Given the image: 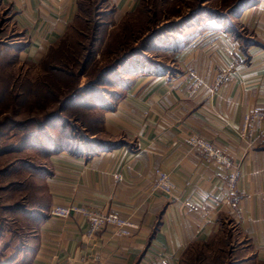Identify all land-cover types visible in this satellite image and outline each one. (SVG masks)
I'll list each match as a JSON object with an SVG mask.
<instances>
[{
    "label": "crops",
    "instance_id": "1",
    "mask_svg": "<svg viewBox=\"0 0 264 264\" xmlns=\"http://www.w3.org/2000/svg\"><path fill=\"white\" fill-rule=\"evenodd\" d=\"M140 3L108 0L116 20ZM3 8L25 40L14 41L9 53L36 62L72 23L78 0H0ZM208 26L193 28L198 33L174 53L166 39L155 43L154 61L165 70L152 66L134 75L122 70V96L104 113L102 126L104 141L121 146L89 148L80 157L62 151L39 160L34 202H28L33 218L21 215L32 229L17 261L158 264L163 257L180 264L190 246L212 242L229 224L245 243L244 254L264 264V133L251 146L238 135L248 112L264 110V0ZM223 69L232 70L231 78L215 89L214 77ZM189 70L204 82L195 93L187 82ZM191 133L226 150L239 165L241 175L230 196L236 208L226 201L225 172L187 144ZM159 169L174 183L171 196L152 189ZM71 204L115 213L136 229L130 237H117L105 227L88 237L85 218L49 216L53 207Z\"/></svg>",
    "mask_w": 264,
    "mask_h": 264
},
{
    "label": "trees",
    "instance_id": "2",
    "mask_svg": "<svg viewBox=\"0 0 264 264\" xmlns=\"http://www.w3.org/2000/svg\"><path fill=\"white\" fill-rule=\"evenodd\" d=\"M108 2V0H104ZM146 1V2H144ZM150 1V0H149ZM154 8L151 13V7L145 6L147 4V0H141L140 5L133 11L126 13L124 15V20L126 18H139L140 14H143L144 11H150V15L152 14L153 20L150 21L153 23L156 22L154 19L158 14V8L162 5V0H153ZM169 1V0H164ZM177 2L176 0H170ZM205 0H199L200 5H187L185 8L188 11L187 13H179L177 21L163 25L161 28L157 30H152L147 37L142 38V32H144L143 27L140 25L129 23L126 26H122L121 32L123 34L116 35L118 37V41H116L115 45H106L103 47L102 52L104 51V55H106V65H103L98 70L97 78L94 81L88 82L82 88H72L71 90H75L73 94L67 96V93L62 95L63 99L58 105L57 111L54 113H49L45 115L44 118L38 119L34 118V116H28L27 118L14 121L13 119H6L5 122L0 121V159H4L13 153H24V152H34L37 155L39 161L42 157H46L49 154H55L62 151H65L72 157H80L89 148L99 147L100 149L105 148H117L121 146V143H108L103 140L93 141L87 138L84 135H81V139H79L76 135H74V128H69L68 125H71L67 118L64 116L62 119L61 113L67 112L68 107H75V104H78V109H93V106L85 107V104L88 101L95 102L96 105L101 107L102 114L107 111H112L115 108V103L122 96L121 94V79L120 75L122 73H117L118 69L123 68V70H127L129 75H134L136 73L148 72L146 69H150L152 66L156 70H165L166 68L157 64L154 60H145L143 55L149 51V49H154L155 43L159 40L166 39L167 46L171 47L172 53L183 48L198 32L191 31L193 28L201 25L200 28H205L215 26V24L221 23L226 18H232L235 16L239 8L246 6L248 4H252L259 0H224L221 4L229 3L225 8L218 9H206L202 8L201 4ZM109 5V4H108ZM80 11V0H78V11L75 15L74 20L68 26L67 30L63 33V35L58 39V41L49 47L48 51L36 62L26 61L27 65L31 66H50L47 70L49 73H52L51 76L48 75V80H50V84L46 82V79L38 81L37 84L28 81V86L26 84L25 92L26 95L29 96V93H32L34 96V100H29V104L27 103L28 98H26L25 92L19 91L16 92V88L20 89L22 86L21 79L14 80L16 78L15 75L11 76L12 83L15 84V88H4L0 90V110L6 109L4 108V104L10 105L13 104L14 107L23 108L27 106H39V99L41 98V94L45 93L52 95V89L58 90V86L52 83V79L55 83L68 84V86H73L76 82L70 81L69 78L78 77L81 75H85L87 72V67L93 60V56L95 55L96 46L102 41L101 36H97L95 33L94 37H92L90 48H86L81 46L79 43L73 42L70 46H77V50L73 54H69L66 57L67 61L60 66L57 64L46 63V59L49 58V54L54 53L56 56L55 61H61L59 58V50L69 49V45L66 44L67 35L73 29V25L75 21L78 19ZM114 13V9L110 7L109 15ZM149 23V20L145 22V24ZM204 23L206 25H204ZM99 29V28H98ZM146 36V35H145ZM121 39L119 40V38ZM242 39V38H241ZM246 39L242 40L244 43ZM142 41V42H141ZM141 42L140 46L138 43ZM248 44H254L252 40H247ZM135 45V47H133ZM13 46L7 45L3 42H0V65L2 63L4 54L10 52V49ZM18 48V47H17ZM86 51L87 55H84L83 52ZM101 52V53H102ZM69 53L70 50H69ZM12 55L11 53H9ZM17 58V56H15ZM81 61H84L81 63ZM81 63V64H80ZM63 66V67H61ZM79 66L77 74L71 70V68H75ZM71 67V68H69ZM127 67V68H126ZM162 67V68H161ZM46 70V71H47ZM96 70V68H95ZM15 76V78H14ZM113 76V77H111ZM26 78V77H25ZM113 80L116 83H113ZM68 82V83H67ZM102 82H105L106 85L115 88V92H110L109 90H104L101 88ZM94 86H97L95 88ZM23 87V86H22ZM49 90V91H48ZM78 91L76 95L74 93ZM108 99L112 101L109 103ZM82 102V103H81ZM114 103V104H113ZM94 104V105H95ZM26 108V109H27ZM35 109L44 110L43 107H36ZM62 121V122H61ZM48 129V130H46ZM83 137V138H82ZM85 138V139H84ZM27 162L25 160L19 161V159H15L14 161L7 162L4 167L0 168V178L6 179L11 177L9 181H6V184L0 187V191L8 192V193H16L17 198L14 200V203L10 206H5L4 210L12 212L15 218H20L21 215L26 218V220H32L33 212L28 210L27 202H34V184L33 177L39 176L41 174V169H38L36 163ZM28 173V174H25ZM14 176V177H12ZM33 185V188L31 187ZM10 222V221H9ZM8 221L3 222L0 220V241L5 234L3 232L8 231L12 235H16L19 238H25L27 234L31 232V225H28L26 232H21L18 227L12 226ZM8 225V230L6 229ZM12 226V228H11ZM23 229V227H20ZM158 229V225L155 226L152 236ZM26 235V236H24ZM17 239V240H18ZM22 240V239H20ZM10 245V243H6L5 248ZM198 244V243H196ZM205 244V243H204ZM19 251L10 258H8L3 264H15V256L17 257ZM183 262V261H182ZM180 261V263H182ZM240 264V263H238Z\"/></svg>",
    "mask_w": 264,
    "mask_h": 264
},
{
    "label": "rangeland",
    "instance_id": "3",
    "mask_svg": "<svg viewBox=\"0 0 264 264\" xmlns=\"http://www.w3.org/2000/svg\"><path fill=\"white\" fill-rule=\"evenodd\" d=\"M174 1H164L162 0V5L158 8L156 18L154 19L156 22L153 23L150 21L153 20L152 14L150 15V11H144L143 14H140L139 18L133 17V18H126L123 19L124 16H122L119 20H116V17L114 15H109L110 12V6L108 5V2L104 0H80V11L78 19L75 21L73 25V29L70 31V33L66 36V44L69 45V49H63L59 50L58 54L60 55L59 60L61 61H55L56 56L54 53L49 54V58L46 59V63L51 64H60L62 65L64 61H67L66 57L68 55L73 54L77 50V46L73 45L70 46L73 42L79 43L81 46H84L86 48H90L92 37H94L95 33L97 36H101V42L96 46L95 55L93 56V60L87 67V72L85 75H81L74 78H69V82L73 81L76 82L73 86H68V84L61 83H55V81L52 79V83L56 84L58 86V90L52 89V95H49L45 93L47 90L45 89L40 96L39 99V106H33L32 108L27 106L23 108H17L14 107L13 104L7 105L8 103L4 104L3 110H0V121L5 122L6 119H13L14 121H20L28 116H34V118L42 119L45 117V115L49 113H54L55 111L59 110L58 105L62 101L63 97L62 95L64 93H67V96L73 94L75 90H71L72 88H82L87 84L88 82L94 81L97 78L98 70L103 66L106 65V55L103 56L104 51L102 52L103 47L106 45H115L116 41H118V37L116 35L123 34L120 33L122 26H126L129 23L130 25L136 24L143 27L141 36L142 38L147 37L149 33L152 30H157L158 28H161L163 25L171 24L175 21H177L179 18H177V15L179 13H187L186 10L187 5H194L198 4L200 5L199 0H176ZM224 0H205L202 4V8L206 9H218V8H225L229 3L227 4H221V2ZM146 2V1H144ZM155 1L153 0H147L146 7H155L154 6ZM153 8L151 9V13L153 11ZM8 10L3 8L0 10V42H3L7 45L13 44L14 41H25L24 38H21V34L14 28L12 25H10L8 20ZM149 20V23L145 24ZM163 24V25H162ZM99 28V29H98ZM149 31V33H147ZM151 34V33H150ZM146 35V36H145ZM241 38L244 40V38L247 35L246 31H241ZM121 37L119 38V40ZM142 42V41H141ZM141 42L138 43V46H140ZM74 44V43H73ZM135 47V45H133ZM154 48V47H153ZM69 50L71 53H69ZM102 52V53H101ZM12 53V51H11ZM84 55H87L86 51L83 52ZM157 53L154 52L153 49H149L148 52H146L143 55V58H146L145 60H156ZM2 60V63L0 65V90L4 88H15V84L12 82L17 79H21L22 86L21 88L17 89L16 92H25L26 84L28 86V81L37 84L38 81L43 80V78L46 79V82L50 84V80H48V75L51 76L52 73H49L47 70L50 66H31L27 65L25 63L26 61H22L15 57V55L12 53L10 55L9 53L4 54ZM84 61H81L83 63ZM80 63V64H81ZM58 65V66H60ZM63 67V66H61ZM71 68V67H69ZM96 68V70H95ZM80 69L79 66L75 68H71L72 71H74L76 74L78 70ZM47 70V71H46ZM123 68L118 69L117 73H121ZM231 72L229 73L228 77L226 78L225 82L231 78ZM14 76V80L11 81V76ZM26 77V78H25ZM113 77V76H111ZM214 82V80H213ZM68 83V82H67ZM101 88L104 90H109L110 92H115V88H112L109 85H106L105 82H102ZM113 83H116L115 80H113ZM30 86V85H29ZM28 86V87H29ZM97 88V86H94ZM49 91V90H48ZM79 93L76 91L74 95ZM26 95V92H25ZM26 98H28L27 103L29 104V100H34V96L32 93H29V96L26 95ZM109 103L110 101L108 99ZM82 103V102H81ZM95 102L88 101L85 104V107L93 106V109H78V104H75V107H68L67 112H62L61 117L62 119L64 116L67 118V120L70 122L71 125H68L69 128H74L73 133L76 135L79 139H81V135L86 136L90 140L93 141H99V140H105L106 136L103 131V116L101 107L99 105H94ZM114 104V103H113ZM44 110H38L35 109L36 107H43ZM27 108V109H26ZM62 122V121H61ZM48 130V129H46ZM83 138V137H82ZM85 139V138H84ZM82 140V139H81ZM188 144V143H187ZM215 145V144H214ZM216 146V145H215ZM217 147V146H216ZM219 148V147H217ZM221 149V148H219ZM197 150V149H192ZM223 150V149H222ZM226 151V150H225ZM15 159L25 160L27 162H33L35 163L38 158L37 155L34 152H24L21 154L13 153L12 155H9L8 157L4 159H0V168L4 167V165L7 164V162L14 161ZM39 161H37L36 165ZM160 170V169H159ZM162 171V170H161ZM164 172V171H163ZM25 174H28L25 172ZM14 177V176H12ZM11 177H8L6 179L0 178V187L6 184V181H9ZM35 186V185H34ZM33 188V185L31 186ZM36 186L34 187L35 192ZM35 196V195H34ZM17 198L16 193H8L0 191V220H3V222H9L12 226L18 227L21 232H26L28 225L27 222L24 220L23 217L15 218L10 211L4 210L5 206H10L14 203V200ZM28 203V202H27ZM11 226V228H12ZM20 227H23V229H20ZM8 230V225L6 227ZM5 234L3 238L0 241V264H3L8 258L13 256V254L16 253V251L21 253V251L24 249V243L25 239L19 238L16 235H12L10 232L6 231L3 232ZM26 236V235H24ZM18 239V240H17ZM22 239V240H20ZM242 239L239 238V236L236 233L235 228L229 227V224L227 227L222 229L220 236H218L215 240H213L210 243L207 244H194L189 247V249L182 255L180 264H260L259 262H256L253 260V258L250 255L244 254L243 246L245 243H242ZM10 243L6 248L4 247L6 243ZM246 255V256H245ZM20 257V256H19ZM22 258V257H20ZM18 260V257L15 256V264H24L20 263ZM21 260V259H20Z\"/></svg>",
    "mask_w": 264,
    "mask_h": 264
},
{
    "label": "built area",
    "instance_id": "4",
    "mask_svg": "<svg viewBox=\"0 0 264 264\" xmlns=\"http://www.w3.org/2000/svg\"><path fill=\"white\" fill-rule=\"evenodd\" d=\"M230 69L218 71L214 77L213 88L220 87L228 77ZM187 82L190 86V92L195 93L200 87L204 86V82L199 78L195 70L187 72ZM264 133V110L254 109L248 112L243 119L242 126L238 132L240 138L251 146ZM187 143L191 149H197L206 157L212 160L226 174L227 178V203L232 208H236V202H231V195L235 193L237 181L240 178V167L234 162L233 157L225 150L217 148L213 142L203 137L191 133L187 137ZM152 189L165 195L171 196L174 191V183L170 175L161 170H155ZM116 180L120 179L119 175L115 176ZM188 209L191 208L189 203L185 202ZM49 216L57 219L66 220L72 216H81L88 222L87 236L91 237L100 232L105 227H111L113 235L117 237H130L136 225L128 219H123L115 213H103L92 209L90 206L71 204L68 206H55L49 211ZM158 264H169V262L161 257Z\"/></svg>",
    "mask_w": 264,
    "mask_h": 264
}]
</instances>
